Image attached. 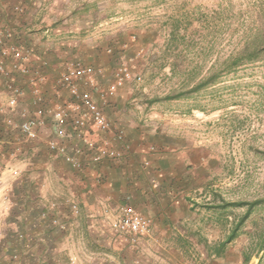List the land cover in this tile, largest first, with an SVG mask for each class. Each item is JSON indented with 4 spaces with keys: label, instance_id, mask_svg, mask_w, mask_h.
I'll list each match as a JSON object with an SVG mask.
<instances>
[{
    "label": "rangeland",
    "instance_id": "1",
    "mask_svg": "<svg viewBox=\"0 0 264 264\" xmlns=\"http://www.w3.org/2000/svg\"><path fill=\"white\" fill-rule=\"evenodd\" d=\"M0 11L14 33L19 23L18 34L26 30L31 42L39 43L29 44L19 35L18 44L31 51L30 75L37 73L34 83L43 93L44 109L75 101L56 84L64 62L78 60L93 68L86 89L106 117L118 123L111 130L122 131L123 143H128L124 149L141 151L139 165L158 178H150L149 189H166L159 196L164 205L160 213L173 220L165 239L157 238V220L126 196L124 202L150 221L148 235L132 243L110 228L118 215L114 206L102 201L98 209H80L76 196L66 190L24 187L26 169L43 170L53 158L48 155L56 153L48 148V131L27 141L14 128L11 136H0L15 143L4 152L16 161L37 149L41 159L24 160L10 177L2 172L15 161H0V191L7 195L0 201V264H264V249H252L264 227V206L254 209L221 257L212 252L246 209L216 206L264 198V57L229 73L224 68L231 53L264 41V0H0ZM120 66L131 79L110 94ZM213 71L220 73L214 83L191 91ZM16 83L23 90L21 104L12 110L19 118L23 109L35 106L29 78L17 75ZM5 84L0 80V92ZM180 91L179 98H165ZM7 110L1 95L0 111ZM101 137L108 141L106 133ZM96 148L94 144L91 150ZM103 161H81L80 168L62 166V171L77 176ZM13 182L17 189L1 188ZM74 190L88 197L93 189Z\"/></svg>",
    "mask_w": 264,
    "mask_h": 264
},
{
    "label": "built area",
    "instance_id": "2",
    "mask_svg": "<svg viewBox=\"0 0 264 264\" xmlns=\"http://www.w3.org/2000/svg\"><path fill=\"white\" fill-rule=\"evenodd\" d=\"M15 9L20 10L18 6H15ZM30 60V49L15 42L13 29L7 25L0 27V77L6 81L7 108L9 111L14 110L23 95V90L16 83L17 75L29 78L32 85V103L35 106L34 112L30 113L23 109L18 119L7 117L5 122L16 128L27 141H37L47 124L46 118L48 117L51 137L47 140L48 148L73 168H80L81 160L77 153L70 154L58 139L66 136L69 127L77 134L89 126L100 133L111 131L112 126L109 119L86 89V86L93 82L94 70L91 66L84 65L78 60L64 62L56 84L65 89L75 101L68 105L55 103L50 108L44 109L40 106L44 102L43 93L34 83V80L38 78L37 73H35L36 76L30 75L28 66ZM129 79H131L130 71L125 66L118 67L115 71L114 81L109 87V93L112 94L117 87ZM136 79L140 80L141 77L137 76ZM114 137L118 142H123L121 130L115 132ZM121 156L122 153L118 149L109 147L105 142L91 155L90 161L95 164L104 159H119ZM14 173L16 174L17 171L15 170ZM6 198L7 195L0 191V201ZM71 208L77 211L76 205H72ZM117 213L118 215L110 220V228L114 234H120L132 243L148 235L150 221L129 205L127 200L117 207Z\"/></svg>",
    "mask_w": 264,
    "mask_h": 264
},
{
    "label": "crops",
    "instance_id": "3",
    "mask_svg": "<svg viewBox=\"0 0 264 264\" xmlns=\"http://www.w3.org/2000/svg\"><path fill=\"white\" fill-rule=\"evenodd\" d=\"M0 12L1 14L4 13L3 11H0ZM5 17L4 16L0 17L1 19L0 25H3V26L7 25V23L3 21L5 20L4 19ZM14 27L17 28V31L14 33V40L16 43H18L19 35H20L21 37H26V40H28V42L30 40L29 44L30 43L39 44V43H36L35 40L31 42V34L28 33L26 30L23 31L25 36L22 34H18V32L22 29V26L19 23H15ZM13 30L15 31V28H13ZM27 30L29 31L30 29H27ZM20 32H22V30ZM34 56L36 59L39 58L36 55ZM50 57L51 55L49 56L48 60L51 61L53 56L52 58ZM60 73L61 72H59V75ZM0 80L3 81L1 77H0ZM45 88L47 91V87ZM1 95H3L4 99H6L5 89L4 90L2 89V91L0 92V96ZM29 106H30V111L29 109L28 111L30 113L34 112V110H32L31 105ZM7 117H14L15 119H18V115L16 112L13 114V111H9V110L3 113L0 111V136L10 135L12 134L13 130L16 131L14 127H11V126L8 127L9 125L7 126L5 124V119ZM109 120L112 121L113 130L114 128L118 129V123H115L111 118H109ZM46 123H47L46 126L40 133L41 135L44 134L46 131L49 132L47 128L48 123H49L48 117L46 118ZM88 130L92 131V133L91 134L88 133ZM106 135H107L106 139H108V141L103 140V138L101 137V133L96 132L91 126L84 129L80 134H77L69 127L67 128L66 136L62 139H58V141L60 143H64V146L70 147V149H72L71 150L72 154L77 153L79 155L78 151H80V156L78 155L77 156L79 157L81 161H84L86 163L91 162L90 157L95 152V150L98 148V145H100V143L102 144L105 142L108 144L109 147L122 151V157H120L119 159H115V160L106 159L105 161L96 165L92 169H89V168H85L84 170L81 169L80 171H78L79 174L75 176L69 170L62 171V168H63L62 166H65L66 168L68 167L73 168L69 163L66 162L68 164L66 165L64 163L65 160L62 157L56 154V156H58V159H56L57 157L51 154L48 156L49 157L51 156L53 158L51 159L49 158L47 161H45V163L42 165V167H44L43 170H37V169L32 170V168L26 169V171L24 172V174L26 175L25 177L27 176L29 177L27 181H24L25 184L23 186L26 188L27 187L33 188L36 186L35 189H42V191L48 190V192L50 193L53 192V190L57 191V189H63V191L66 190L70 194L76 196L75 198L78 201L80 209H82L84 205V206H87L89 210H93L95 208L98 209L99 208L98 203L102 201H104L107 205H111L117 208V206L120 203L124 202V198L126 196H130V203L132 205L136 206L138 210L142 211L145 214H148L153 219L158 221V222L157 221L155 222V227L153 231L154 236H156L157 238L165 239L166 231L167 229H169V223H173L172 218L167 213H164V214L163 212L160 213V210L163 211L164 205L160 202L159 196H161L163 194V191H165L166 189H164L163 186L157 190L149 189L151 185L150 178L151 179L154 178L156 181H158V178L155 175H149V172L146 169H144L142 165L141 166L139 165L138 161L141 160L142 155L140 154L141 151L138 150V148L136 150L134 149L131 152L128 150L126 151L124 147L127 141L123 143V142H118L115 139L110 140L111 137L109 136L114 135V132L112 130L107 132ZM10 136L6 137L8 139L6 141H4L3 138L2 139L0 138V161L3 162V164L5 163V161L8 163L15 161V160H12L13 156H11L10 158V155L8 156L7 152H4L5 149L10 148L13 145H15V143H11ZM96 136H99L98 137L99 139H95ZM94 144H96L97 148L94 150H91L92 145ZM34 151H35L34 149H31L29 156L25 159H21L17 156L18 159L16 158L17 160L15 161V164H11V166H8L9 164H7L4 171L2 172L3 173L2 175L5 176L8 174L10 177V174H11L10 171L13 170L14 168L20 170V168L23 166L24 160L26 162L27 160L29 162V160H32V158L35 161L40 160L41 157L39 153L37 154V149L35 152ZM85 153H88V154H85ZM157 162H162V160L158 159ZM16 165H19V166H16ZM73 169H77V168H73ZM156 169L153 172L157 171V175L159 176L161 174L159 172L161 171L158 169L156 170ZM13 178H14L13 179L14 181L21 179V177H13ZM154 179H152V181ZM15 186H16L15 182H13V185L11 187L9 184H7V185H2L1 188L2 189H17V186L16 187ZM152 186L154 187L153 184ZM70 189H72V192L69 191ZM74 189H93V190H90V192L92 191V195L86 197L85 192L79 193V191L77 192ZM73 201H75V199H73ZM160 216H162V218L161 220H158Z\"/></svg>",
    "mask_w": 264,
    "mask_h": 264
},
{
    "label": "trees",
    "instance_id": "4",
    "mask_svg": "<svg viewBox=\"0 0 264 264\" xmlns=\"http://www.w3.org/2000/svg\"><path fill=\"white\" fill-rule=\"evenodd\" d=\"M264 54V41H261L259 44L255 46L245 45L238 51L231 53L229 55V60L225 64L226 72H231L232 70H235L237 67L247 64L253 61H256L262 57ZM220 76L219 72H210L208 75L201 79L198 83H196L192 88L191 91L199 90L200 88L214 83ZM183 95V92H177L168 94L165 98L166 99H173V98H179ZM226 206H235V207H242L245 206V211L243 215L238 219V221L233 225L231 228L229 234L227 235L226 239L219 242L216 246L212 248L213 255L215 257H221L222 253L225 251L226 244L230 243L237 237V231L241 227L242 224L249 218L250 214L254 211V209L258 206H264V198L261 199H255L253 201H235V202H222L216 206V208L223 209ZM259 238L256 241L254 247L252 248L254 251H261L264 249V227L259 232ZM185 241H187V238L182 237ZM188 242V241H187ZM206 244V243H205ZM252 250V251H253ZM251 256V252L248 254H244L242 261L244 263L248 262L249 258Z\"/></svg>",
    "mask_w": 264,
    "mask_h": 264
}]
</instances>
